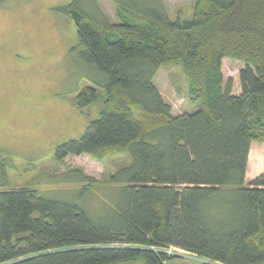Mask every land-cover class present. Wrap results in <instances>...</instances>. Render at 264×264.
Masks as SVG:
<instances>
[{
  "label": "trees",
  "instance_id": "obj_1",
  "mask_svg": "<svg viewBox=\"0 0 264 264\" xmlns=\"http://www.w3.org/2000/svg\"><path fill=\"white\" fill-rule=\"evenodd\" d=\"M113 1L118 22L98 0L60 8L97 73L75 106L101 110L55 161L129 164L104 184L73 170L77 199L0 190V264H167L174 249L202 264H264V172L246 184L264 141V0H195L176 19L162 0ZM225 59L244 65L238 94ZM170 62L183 65L192 113L175 115L155 84Z\"/></svg>",
  "mask_w": 264,
  "mask_h": 264
},
{
  "label": "rangeland",
  "instance_id": "obj_2",
  "mask_svg": "<svg viewBox=\"0 0 264 264\" xmlns=\"http://www.w3.org/2000/svg\"><path fill=\"white\" fill-rule=\"evenodd\" d=\"M72 0L0 1V190L29 187L50 198L77 199V186L66 175L80 170L104 184L129 164L126 155L103 160L89 156L55 161L56 148L79 139L88 123L100 115L95 104L75 106L78 94L97 76L86 65L78 46L77 29L60 8ZM102 10L118 22L113 0H98ZM171 19L190 18L195 0H162ZM244 65L223 61L226 81L241 92L239 74ZM155 84L175 115L192 113L199 104L190 100L189 84L179 62L163 64ZM264 172V141L252 144L246 184ZM78 187H81L78 184ZM167 264H202L203 259L181 250ZM171 253V252H170ZM135 264H143L137 262Z\"/></svg>",
  "mask_w": 264,
  "mask_h": 264
}]
</instances>
